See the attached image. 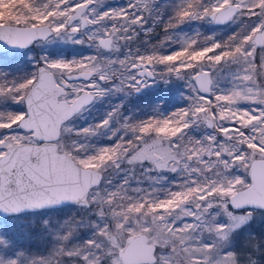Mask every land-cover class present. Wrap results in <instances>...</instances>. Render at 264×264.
<instances>
[{
  "label": "snow or ice",
  "instance_id": "1",
  "mask_svg": "<svg viewBox=\"0 0 264 264\" xmlns=\"http://www.w3.org/2000/svg\"><path fill=\"white\" fill-rule=\"evenodd\" d=\"M107 3L0 0L9 52L92 49L0 67V264H264L246 231L264 220V0H167L156 39L159 0ZM191 21L238 27L175 32ZM174 80L187 103L166 111L145 90ZM105 103L99 121L73 123Z\"/></svg>",
  "mask_w": 264,
  "mask_h": 264
},
{
  "label": "rangeland",
  "instance_id": "2",
  "mask_svg": "<svg viewBox=\"0 0 264 264\" xmlns=\"http://www.w3.org/2000/svg\"><path fill=\"white\" fill-rule=\"evenodd\" d=\"M174 3V0H172ZM127 3V0H108L106 7L111 8H119L124 7ZM167 0H159L158 7H163L162 11V21L166 20L170 13V8L166 6ZM158 26V25H157ZM238 25L236 24H213L207 21L204 22H197L191 21L182 24L175 32L177 34H187L191 35L193 33L199 32L202 35H215L217 40L225 38L227 35L231 34ZM162 33V32H161ZM163 36V34L161 35ZM162 38V37H161ZM174 49H169V51ZM3 55H0V67H3L5 71L12 73V74H22L24 72H31L34 70V62L32 58H38L40 55H50L54 58H65V59H73V58H80L88 56L92 53V49L87 47L86 45H79V44H71V43H64L61 41H57L56 43L52 44H45V45H32L31 50L24 49V50H14L9 52V49L1 51ZM5 55V56H4ZM174 83V90L172 87H169V92L174 94V100L169 102V105L166 111H173L178 108H182L186 105L187 101L183 98L184 95L187 93V89L185 88V84L183 81L174 80L171 82ZM170 83V84H171ZM158 87V85H152L151 88L146 89L145 91L151 95L154 93V90ZM165 88V86H163ZM173 92H172V91ZM158 91V90H156ZM155 91V92H156ZM137 103L136 98L132 97L129 101V109H132L133 106ZM107 104V103H105ZM104 104V105H105ZM101 104H99L100 106ZM102 106V105H101ZM241 107H248L247 105H241ZM13 109L16 111L20 110V106H13ZM95 109L90 108L88 112L82 114V117H77L73 123H75L78 127L86 126L89 123H93L90 113ZM196 135H200L199 132L195 133ZM98 138H93V142L98 144H104L102 142H97ZM60 214L61 216L64 213L71 214L72 212L76 211V206L73 204H67L60 206ZM254 232L258 237L264 239V220L260 219L259 217L246 229ZM237 245L242 246L243 243V233L236 238Z\"/></svg>",
  "mask_w": 264,
  "mask_h": 264
},
{
  "label": "trees",
  "instance_id": "3",
  "mask_svg": "<svg viewBox=\"0 0 264 264\" xmlns=\"http://www.w3.org/2000/svg\"><path fill=\"white\" fill-rule=\"evenodd\" d=\"M156 31H157V30H156ZM161 32H162V30L160 29L159 32L157 33V36H156V37H153V39L158 38V37H159L158 34L161 35ZM0 55H3L1 51H0ZM4 56H5V55H4ZM174 86H175L174 83H173V84L171 83V84L165 86V88L163 87V85H159V86L154 90V92H155L156 90H158V91H156V94L166 95L168 101H169V102H172V101L174 100V97H173L174 94L169 92V87H172V90H174ZM160 89H163L167 94H166V93H161V90H160ZM172 90H171V91H172ZM172 92H173V91H172ZM152 94H153V93H152ZM127 106L129 107V104H127ZM107 107H108L107 104L102 105V106H101V105L99 106V104H97V105L95 106V109L90 113V116H91L92 121H93V122H96V121H99L100 119H102V118H103V112H104V110H105ZM139 114H141V113H138V115H139ZM97 142H102V143H104V144L110 143L109 141H107L106 139H103L102 137H101V138H98Z\"/></svg>",
  "mask_w": 264,
  "mask_h": 264
},
{
  "label": "water",
  "instance_id": "4",
  "mask_svg": "<svg viewBox=\"0 0 264 264\" xmlns=\"http://www.w3.org/2000/svg\"><path fill=\"white\" fill-rule=\"evenodd\" d=\"M214 24V23H213ZM9 49V46L7 45H4V44H0V51H3V50H7ZM20 50H24V49H18V51ZM62 206V205H61Z\"/></svg>",
  "mask_w": 264,
  "mask_h": 264
},
{
  "label": "flooded vegetation",
  "instance_id": "5",
  "mask_svg": "<svg viewBox=\"0 0 264 264\" xmlns=\"http://www.w3.org/2000/svg\"><path fill=\"white\" fill-rule=\"evenodd\" d=\"M161 26H162V25H158V26H157V28H156L157 33L159 32ZM162 34H163V33H161V35H162ZM161 35L158 34V36L162 37Z\"/></svg>",
  "mask_w": 264,
  "mask_h": 264
}]
</instances>
